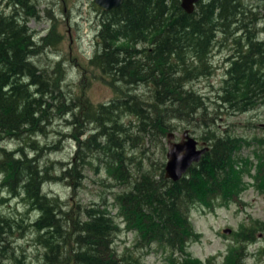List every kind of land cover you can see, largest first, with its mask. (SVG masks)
<instances>
[{"label": "trees", "instance_id": "trees-1", "mask_svg": "<svg viewBox=\"0 0 264 264\" xmlns=\"http://www.w3.org/2000/svg\"><path fill=\"white\" fill-rule=\"evenodd\" d=\"M180 3L181 0H125L119 7L102 12L96 41L98 50L90 63L110 77L112 85L120 81L117 83L119 89L122 86H147L146 92L152 99L147 103L150 109L143 106L139 97L123 95L107 104L100 103L98 107L88 104L83 112H77L74 103L66 106L61 100L63 104L59 106L62 109L56 110L74 116L80 127L85 122L99 125L97 132L95 129L77 141L75 156L70 161L72 165L62 171V179L69 175L75 184L78 183L83 168L93 166L98 171L99 166H94L92 158L100 162V155H105L107 159L103 165L109 170L107 173L116 182L129 185L117 193L114 200L122 221L129 230L137 233L132 249L126 248L119 253L113 246L118 226L109 211L100 207L80 211L78 207L77 215L72 218L69 215L71 208L63 210L57 198L42 192L47 181L61 180L48 174L53 164H46L41 171L37 156L24 162L0 147L1 171L17 183H25V193L18 198L25 203L29 201L28 210L37 215L29 218L30 215L25 214L29 220L25 227L35 230V242L45 250L46 263L144 264L143 254L155 244L167 253L168 264H217L215 256L203 263L186 250L191 241H198L200 237L190 221L191 209L205 207L213 211L233 201L239 202L242 177L249 172L252 163L239 157L238 152L243 145L252 142L260 148L259 152L257 148L254 150L258 154L255 182L264 192L262 137L249 141L228 133L210 135L208 130L203 140L210 143V149L177 181L166 178L163 167L160 173L146 169L136 176L125 167L124 147L127 140L132 139H127L126 128L119 121L123 111L136 115L141 124L147 123L166 136L172 126L164 124L165 118L192 124L206 115L205 99L190 88L189 83L211 75L210 55L218 31L217 23L228 24L229 19L234 18L239 9L238 0H207L204 4L199 0L192 13H186ZM21 4L24 16H33L26 11L31 5L29 0H23ZM13 5L15 9L17 5ZM255 23L253 17L241 26L253 28ZM257 36L251 32L245 36L247 44L232 55L225 72L220 100L240 112L255 108L257 101L264 98V40H257ZM49 44L48 35L35 40L27 21H23L17 12L6 14L0 10V141L20 140L25 135L46 132L42 124L50 122L49 109L53 104L47 103L44 96L54 100L53 90L60 91L64 71L56 62L48 72L30 59ZM76 102L79 107L80 103ZM76 135H73L75 139ZM28 142L41 152L51 150L50 146L42 149L36 141L24 140V143ZM24 170L27 176L22 178ZM5 186L14 194L18 193L15 182ZM261 230H264V222L258 224L252 220L248 227L242 224L240 232L232 233L234 239L240 234L237 238L240 250L230 246L227 255L221 257L224 258L221 264H244L245 244L254 242L256 232ZM4 231L0 227V239ZM140 249L141 253H137ZM0 254L4 255L3 251ZM7 255L0 256V264L13 258Z\"/></svg>", "mask_w": 264, "mask_h": 264}, {"label": "rangeland", "instance_id": "rangeland-1", "mask_svg": "<svg viewBox=\"0 0 264 264\" xmlns=\"http://www.w3.org/2000/svg\"><path fill=\"white\" fill-rule=\"evenodd\" d=\"M20 1L23 0H0V10L6 14L17 12L23 21H27L35 40H40V37L45 35L49 36V46L30 60L48 72L57 62L63 69L64 76L60 91L53 90L54 100L44 96L47 103L53 104L49 109L52 116L50 122L42 124L46 132L25 135L20 140H1L0 147L14 153L16 159L24 162L25 159L30 162L37 156L41 171L46 164H53L48 174L58 176L61 180L47 181L42 186V192L48 197L57 198L63 210L71 208L69 215L72 218L77 215L78 207L80 211L89 207H100L102 210L109 211L116 218L115 222L118 226L113 246L119 253L126 248L132 249L138 238L137 233L129 230L127 224L122 221L118 213L119 207L114 200V196L129 185L116 182L107 173L109 170L103 165L107 157L100 155V162L93 157L94 166H99L98 171L96 172L93 166L83 168L82 178L76 184L69 175L62 179V171L72 165L70 161L75 156L77 141L86 138L95 129L97 132L99 125L95 126L94 122H85L80 127L79 123L74 121V116L68 113L60 114L56 110L62 109L59 105L64 101L66 106L74 103L75 110L83 112L88 104L91 107H98L100 103L107 104L123 95L139 97L143 106L150 109L147 103H151L152 99L146 92L148 88L144 85H132L122 86V89H119L120 84L117 83L120 81L112 85L110 77L91 65L90 59L98 50L96 41L103 18V10L94 3V0H29V4L33 6L28 5L30 7H26V11L33 16H24L25 12ZM206 1L202 0L203 4ZM13 3L17 5L15 9ZM238 5V13L234 18L229 19L227 22L229 25L223 22L217 23L218 31L210 55L211 75L202 76L189 83L190 88L202 95L206 101L205 117L198 118L192 124L169 117L164 119V124L172 126L167 132L174 133L175 141L180 140L185 129H189L190 135L198 141L199 147H203L201 143L206 142L203 137L207 135L208 130L210 135L222 136L228 133L244 137V139L248 138L249 141L264 138V104L260 102L264 98L256 102L255 108L244 112L234 110L230 104L220 100L229 60L234 53L247 44L245 36L250 32L255 35L259 32V35L264 36L260 33L264 26L262 20L256 22L253 28L241 26L242 23H248L253 19V11L260 8L257 6L261 5L260 2L238 0ZM32 87L35 88V86ZM76 100L80 103L79 107ZM119 121L126 128L127 139H132L127 140L124 147L127 156L125 167L135 176L146 169L153 173H160L161 167L164 168L166 163L167 136L162 135L159 130L147 123L141 124V120L136 115L128 112L120 113ZM146 122L149 123V120ZM78 130L80 133H77ZM75 134H77L76 139L73 136ZM24 140L36 141L42 149L50 146L51 150L44 149L41 152L39 149L32 148V143H24ZM207 145L210 149L209 142ZM256 148L259 152L260 148L252 142L251 145H243L238 152L239 157L249 159L254 165H251L249 172L243 174V190L240 193L239 202L233 201L228 206H219L213 211L205 207L191 209L190 221L195 231L200 233L199 240L191 241L186 249L193 258L205 263L206 259L215 256V263L221 264L224 259L221 257L227 255L230 246L232 249L240 250V242L237 239L240 234L234 239L233 232H240L242 224L248 227L252 220H256L258 224L264 222V192L260 191L255 182L258 156L254 151ZM83 150L87 153L86 148L83 147ZM1 157L0 151V160ZM32 163L35 162L32 160ZM26 176L27 171H22L21 177ZM11 181L16 183L17 194L11 192L10 187L5 186ZM24 184L17 183L16 179L8 178V175L0 169V227L6 231L0 239V252L4 253L0 256L6 257L8 254L7 257H13L5 259L4 264H49L46 263L45 250L35 242L37 236L35 230L32 227H25L27 221L29 223L25 214L30 215L29 218L37 215L32 210H28L29 201L24 199L25 203L22 198L21 200L18 198L25 193ZM21 219L24 220L21 221ZM224 229H230V232L226 233ZM21 233H23L22 236H20ZM255 235L254 242H245L244 264H264V230L257 231ZM141 251V249L136 250L137 253ZM166 254L154 244L143 254L142 261L144 264H168L165 259Z\"/></svg>", "mask_w": 264, "mask_h": 264}, {"label": "water", "instance_id": "water-1", "mask_svg": "<svg viewBox=\"0 0 264 264\" xmlns=\"http://www.w3.org/2000/svg\"><path fill=\"white\" fill-rule=\"evenodd\" d=\"M125 0H94V3L103 11H110L119 7ZM199 0H181V8L186 13H192L195 4ZM175 135L169 131L167 133L166 163L164 166V176L173 181L179 180L193 163H197L202 155L208 151L206 142H202L203 147H199L198 141L190 135L188 129L181 134L180 140H174ZM229 233L230 229H224Z\"/></svg>", "mask_w": 264, "mask_h": 264}, {"label": "flooded vegetation", "instance_id": "flooded-vegetation-1", "mask_svg": "<svg viewBox=\"0 0 264 264\" xmlns=\"http://www.w3.org/2000/svg\"><path fill=\"white\" fill-rule=\"evenodd\" d=\"M256 2L257 3L260 2L261 5H257V6H260V8L256 9V11H253L255 21L257 23L260 20H262L264 22V0H258V1L256 0ZM260 33L264 34V26H263V29L260 30ZM257 35H258L257 40H259V41L264 40V36L262 37V35H259V32L257 33ZM263 104H264V102H263ZM257 114H259V112Z\"/></svg>", "mask_w": 264, "mask_h": 264}, {"label": "bare ground", "instance_id": "bare-ground-1", "mask_svg": "<svg viewBox=\"0 0 264 264\" xmlns=\"http://www.w3.org/2000/svg\"><path fill=\"white\" fill-rule=\"evenodd\" d=\"M230 71V70H229ZM18 158V157H17ZM17 167V166H16ZM5 173V172H4ZM2 175V174H1ZM26 175V174H25ZM12 182V181H11ZM6 192V191H5ZM6 232V231H5ZM15 244V243H14Z\"/></svg>", "mask_w": 264, "mask_h": 264}]
</instances>
